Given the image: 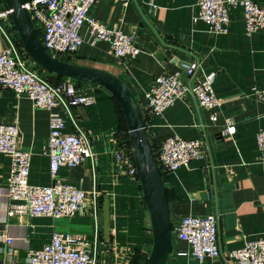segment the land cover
Instances as JSON below:
<instances>
[{"label": "crops", "instance_id": "crops-1", "mask_svg": "<svg viewBox=\"0 0 264 264\" xmlns=\"http://www.w3.org/2000/svg\"><path fill=\"white\" fill-rule=\"evenodd\" d=\"M254 1L264 6V0ZM154 3L157 8L148 1L133 0L126 5L120 0H97L90 10L94 19L107 25L123 20L124 29L136 35L144 53L119 59L108 43L95 47L85 44L68 62L100 68L121 78L132 89L144 113L151 144L157 150L173 136L203 142V156L188 168L166 173L165 183L173 230L183 217L214 215L218 219L220 254L200 262L191 255V247L175 236L168 264H240L229 254L242 248L249 238L264 237V151L256 142L257 134L264 131V103L254 96L255 89L264 90V31L248 35L240 7L230 8L229 32L219 35L211 33L203 21L194 23L200 0ZM6 9L5 1L0 0V12ZM4 25L18 40L16 29ZM81 36L88 41L87 26ZM150 44L171 52L177 63L158 60L148 49ZM7 46L0 32V50ZM179 61L198 62L201 75H216L214 90L220 106L215 111L201 108L190 96L161 115L149 111L146 94L154 80L178 72ZM75 84L79 95L95 97L90 106L72 107L78 125L89 137L93 158L75 168H62L57 180L87 192L97 191V212L94 215L88 201L86 209L72 219L10 217L6 191L11 158L0 153V264H27L29 250L42 248L55 232L84 236L94 244L95 264H130L137 251L147 258L151 252L150 220L139 180L124 177L114 166L121 121L113 96L97 85ZM213 112L216 121L211 120ZM0 118L6 124L17 125L20 149L32 155L30 183L50 186L49 113L37 109L27 96L17 97L12 90L0 89ZM231 122L236 131L222 136V143L218 135ZM66 132H75L71 123H67ZM106 197L111 208L108 237L103 217ZM4 236L11 237L13 243L8 244Z\"/></svg>", "mask_w": 264, "mask_h": 264}, {"label": "built area", "instance_id": "built-area-1", "mask_svg": "<svg viewBox=\"0 0 264 264\" xmlns=\"http://www.w3.org/2000/svg\"><path fill=\"white\" fill-rule=\"evenodd\" d=\"M97 0H30L25 6L46 50L55 58L68 62L79 49L87 44L95 47L108 43L113 55L119 59L136 58L142 53L136 35L127 33L124 21L107 25L94 19L90 10ZM119 1V0H118ZM129 4L133 0H120ZM148 1L157 8L155 0ZM242 8L248 35L264 31V6L254 0H200L199 14L194 23L205 22L211 33L227 34L231 25L230 8ZM14 27L11 11L0 12V32L8 46L0 50V89L12 90L17 97L27 96L37 109L49 113L48 156L49 172L53 179L50 186H36L29 181L32 155L22 151L20 131L16 124H6L0 118V153L11 158V174L7 180L8 215L46 217L53 220L72 219L86 209L90 202L94 215L98 208V192H87L57 180L64 167L75 168L93 158L88 135L80 128L72 114V107L90 106L95 97L79 95L77 82L64 78L53 85L45 73L28 57L18 40L4 25ZM88 27L89 39L85 41L81 30ZM6 27V28H5ZM186 67L187 77L180 80L182 70L158 76L146 94L147 108L153 115H161L177 101L190 96L201 108L215 111L220 103L214 90L215 74H200L201 65L191 62ZM257 100L264 103V90H254ZM64 113H63V112ZM64 116L70 118L75 129L68 133ZM215 112L211 120L216 121ZM235 123L221 131V135H233ZM121 139L119 140V138ZM119 145L113 152L114 166L126 178L138 179L134 153L129 136L118 137ZM117 140V142H118ZM258 148L264 151V131L256 136ZM203 156L201 140H184L178 136L166 139L157 152L161 172L175 173L188 168ZM174 237L191 247V255L200 262L218 257V219L214 215L186 216L175 228ZM8 244L13 239L4 236ZM94 244L84 236L71 232H55L51 241L42 248L29 250L27 264H95ZM182 253L181 256H186ZM229 258L240 264H264V237L249 238L242 248L232 251Z\"/></svg>", "mask_w": 264, "mask_h": 264}, {"label": "water", "instance_id": "water-1", "mask_svg": "<svg viewBox=\"0 0 264 264\" xmlns=\"http://www.w3.org/2000/svg\"><path fill=\"white\" fill-rule=\"evenodd\" d=\"M11 11V20L17 31L19 41L28 57L43 72L73 79L77 82L97 85L106 89L118 100L124 113L129 139L134 153L138 180L145 199L149 214L150 230L152 233V249L148 258L142 264H168L174 248V231L170 214L168 189L155 157L144 113L132 89L113 73L90 66L73 64L53 57L44 47L34 26L25 0H4ZM148 49L160 61L170 59L177 63V59L169 51H163L155 44ZM179 61L182 70L180 80L187 77L186 65ZM220 142H224L222 135H218ZM104 232L110 233L111 208L110 200L106 197L103 205Z\"/></svg>", "mask_w": 264, "mask_h": 264}, {"label": "trees", "instance_id": "trees-1", "mask_svg": "<svg viewBox=\"0 0 264 264\" xmlns=\"http://www.w3.org/2000/svg\"><path fill=\"white\" fill-rule=\"evenodd\" d=\"M26 2H29L30 0H25ZM38 34L40 36V38H42V34H41V31H38ZM19 42V45L22 46L21 42L18 40ZM38 67V66H37ZM38 69L43 72L39 67ZM45 73V72H43ZM46 76H47V79L53 84V85H58L61 80L64 79V77H61V76H56V75H53V74H49V73H45ZM81 84V82H80ZM113 100L115 102V105H116V109H117V112L119 114V117H120V121H121V126H120V129H121V133L124 134L126 137L129 136V132H128V128H127V124H126V121H125V118H124V113H123V110L121 108V105L120 103L118 102V100L116 98L113 97ZM153 147V146H152ZM153 151H154V154H155V157L157 159V148L153 147ZM162 175H163V178L166 182V176L167 174L162 172ZM169 195V194H168ZM147 259V257H145V255H142L141 252L137 251L135 253V255L133 256L130 264H142L145 260Z\"/></svg>", "mask_w": 264, "mask_h": 264}, {"label": "rangeland", "instance_id": "rangeland-1", "mask_svg": "<svg viewBox=\"0 0 264 264\" xmlns=\"http://www.w3.org/2000/svg\"><path fill=\"white\" fill-rule=\"evenodd\" d=\"M64 119H65V121H66L67 123H71V122H70V118H69L68 116H64Z\"/></svg>", "mask_w": 264, "mask_h": 264}]
</instances>
